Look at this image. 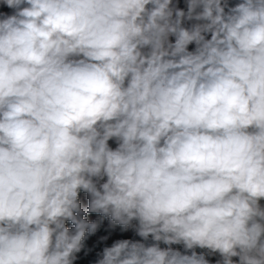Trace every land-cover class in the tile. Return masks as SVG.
I'll list each match as a JSON object with an SVG mask.
<instances>
[{
    "label": "clouds",
    "instance_id": "9594fccd",
    "mask_svg": "<svg viewBox=\"0 0 264 264\" xmlns=\"http://www.w3.org/2000/svg\"><path fill=\"white\" fill-rule=\"evenodd\" d=\"M0 3V264H264V0Z\"/></svg>",
    "mask_w": 264,
    "mask_h": 264
},
{
    "label": "trees",
    "instance_id": "16d2710c",
    "mask_svg": "<svg viewBox=\"0 0 264 264\" xmlns=\"http://www.w3.org/2000/svg\"><path fill=\"white\" fill-rule=\"evenodd\" d=\"M239 2V0H229L230 4H235ZM174 4H178L180 8H183L186 10V0H173ZM0 12L7 13L11 15L13 13V9L8 8L4 6L2 3H0ZM192 22H185V26L189 27ZM195 45H190L189 50H193ZM109 146L115 149L117 146L115 140L109 141ZM106 180V178H105ZM104 182V181H101ZM81 207L83 209H87L89 205V196L87 193L81 191L78 197ZM261 204L264 205V200L261 201ZM91 218V221L94 220H101V224L97 230V232L93 235H87L84 239V249L81 250V252L77 253V261H75V264H96V260L98 259L97 253H101L104 247H110L116 240L120 239H130L133 241H142V238L136 235L133 228H129L127 231L122 230V226L120 225H112L111 221L107 218H103L98 213H89L87 216L84 217V219ZM90 221V220H89ZM136 221H133V224H136ZM66 226H68L70 229L74 227V225L71 224V222H66ZM108 237L107 240H101V237ZM151 242V240L149 241ZM161 247H166L165 245L161 244ZM172 247L176 250L183 251V245L182 244H174ZM197 253H205L206 259L209 260L210 264H216V261L221 259L220 255L218 253L210 254L209 250L207 249H195ZM234 260L238 258H233Z\"/></svg>",
    "mask_w": 264,
    "mask_h": 264
},
{
    "label": "rangeland",
    "instance_id": "374dc122",
    "mask_svg": "<svg viewBox=\"0 0 264 264\" xmlns=\"http://www.w3.org/2000/svg\"><path fill=\"white\" fill-rule=\"evenodd\" d=\"M0 8H1V7H0ZM171 39H173V40H174V38H171ZM88 220H90V221H91L92 219H91V218H89Z\"/></svg>",
    "mask_w": 264,
    "mask_h": 264
}]
</instances>
